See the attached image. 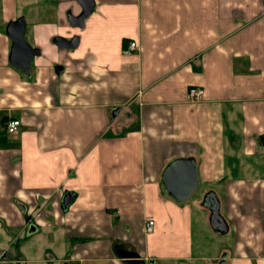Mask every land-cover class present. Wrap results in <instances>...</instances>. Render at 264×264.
<instances>
[{
	"label": "crops",
	"instance_id": "crops-1",
	"mask_svg": "<svg viewBox=\"0 0 264 264\" xmlns=\"http://www.w3.org/2000/svg\"><path fill=\"white\" fill-rule=\"evenodd\" d=\"M94 2L73 26L80 0H0V262L264 264V0ZM20 16L29 73L10 60ZM178 158L199 175L183 201L163 181ZM209 192L228 225L213 255Z\"/></svg>",
	"mask_w": 264,
	"mask_h": 264
},
{
	"label": "water",
	"instance_id": "water-1",
	"mask_svg": "<svg viewBox=\"0 0 264 264\" xmlns=\"http://www.w3.org/2000/svg\"><path fill=\"white\" fill-rule=\"evenodd\" d=\"M82 12L78 16H71L70 22L73 26H83L85 19L93 12L95 7L94 0H80ZM26 19L20 16L16 20L10 21L7 25V33L13 41L10 60L11 63L25 73H29L30 66L36 56L41 54V50L29 44L25 37ZM57 43L61 47H75L78 37L67 39L58 37ZM164 187L175 199L179 201L187 200L198 188L199 175L197 163L194 158H178L172 161L166 168L163 175ZM72 198L65 197L69 204ZM203 204L211 210V226L218 234H224L228 231V225L220 213V201L213 192L204 196ZM4 257H9L4 255ZM123 257L127 258L128 264H146L144 260L139 259L132 253H124ZM19 264V263H18ZM62 264H69L64 262ZM218 264H227L226 260H221Z\"/></svg>",
	"mask_w": 264,
	"mask_h": 264
},
{
	"label": "built area",
	"instance_id": "built-area-1",
	"mask_svg": "<svg viewBox=\"0 0 264 264\" xmlns=\"http://www.w3.org/2000/svg\"><path fill=\"white\" fill-rule=\"evenodd\" d=\"M137 47V42L133 41L130 43L129 47L126 49V52L130 53ZM205 95V90L202 87L192 86L189 88L187 99L192 102L200 101ZM21 125V120L18 118L9 119L6 123V131L10 134L18 133L19 127ZM155 226V220L152 217H149L146 222L147 231H152Z\"/></svg>",
	"mask_w": 264,
	"mask_h": 264
},
{
	"label": "rangeland",
	"instance_id": "rangeland-1",
	"mask_svg": "<svg viewBox=\"0 0 264 264\" xmlns=\"http://www.w3.org/2000/svg\"><path fill=\"white\" fill-rule=\"evenodd\" d=\"M197 232H198V227H197ZM201 241H203V245L205 247V248L203 247V252L210 253L213 255L218 253L220 251L221 245L226 243V236L216 233L212 228H207V230L205 231V236L203 237V239L201 238ZM197 263H202V262L197 261ZM0 264H12V263H10L9 261L4 262L2 259Z\"/></svg>",
	"mask_w": 264,
	"mask_h": 264
}]
</instances>
